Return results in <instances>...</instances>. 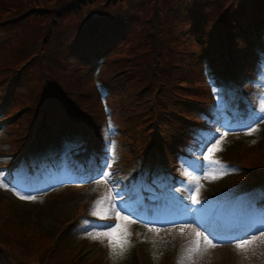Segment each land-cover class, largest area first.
I'll return each instance as SVG.
<instances>
[{"label": "trees", "instance_id": "1", "mask_svg": "<svg viewBox=\"0 0 264 264\" xmlns=\"http://www.w3.org/2000/svg\"><path fill=\"white\" fill-rule=\"evenodd\" d=\"M16 1L8 5L0 0V138L4 142L0 199L4 206L48 209L60 190L51 187L66 184L51 179L62 175L64 166L77 176L83 172L71 158L73 151L88 144L87 171H100L108 163V145L116 146L123 139L140 176L134 183L107 185L112 195L138 209L142 208L136 199L139 190L153 199L171 197L168 206L149 210L151 218L160 216L158 209L181 215L186 209L184 196H177L194 182L183 173L184 165L196 163L200 152L205 154L203 160L226 163L235 148L221 145L229 139L222 121L255 120L262 109L264 0H182L174 8V21L185 27L170 36L158 21L168 0ZM141 5L146 8L142 14L152 16L144 31H136ZM185 39H191L197 50H178ZM238 99L247 106L246 118L230 107ZM221 107L224 111L218 114ZM260 126L256 123L254 129ZM257 139L251 138L250 144H257ZM217 141L219 150L209 154L208 148ZM228 163L215 183L195 195L201 215L234 193L250 192L252 198L243 200L245 205L264 203V153L243 163ZM41 173L49 179V188H34L25 195L17 190H26L18 182L36 185ZM91 204L75 208L71 220L67 215L52 223L50 211L46 214L42 208L46 226L31 215L16 222L28 230L10 233L0 228V264H41L33 260L36 251L45 263L73 264L29 230L50 234L56 245L60 239L87 244L85 235L98 230L87 219ZM194 207L193 203V211ZM238 215L233 211L230 216ZM83 227L87 230L74 235L73 228ZM68 230L74 238L67 237ZM126 232L123 245L117 252L111 249L105 260L110 254L118 264H154L155 260L168 264L173 258L169 249L160 254L151 250L155 242L147 231L138 236ZM90 247L104 251L105 242L98 239Z\"/></svg>", "mask_w": 264, "mask_h": 264}, {"label": "rangeland", "instance_id": "2", "mask_svg": "<svg viewBox=\"0 0 264 264\" xmlns=\"http://www.w3.org/2000/svg\"><path fill=\"white\" fill-rule=\"evenodd\" d=\"M5 1L8 5L12 2H17L16 0ZM138 1L139 0H137V2ZM181 1L182 0H168L169 5L163 8L164 13L159 16L158 21L163 23L164 32L169 36L172 35L173 32L181 33L185 27L183 22L181 23V26H176V21H174V8H178L182 3ZM145 9L144 6H140V14H137L136 19V31H144V23L146 24L147 18L152 16V14H142ZM30 23L33 25L34 20H30ZM24 34L27 36L26 32H24ZM183 49L186 52L192 53L197 50V45L194 42L192 43L191 39L181 40L178 50L182 52ZM261 84L264 85V72L262 73ZM235 108L236 113L239 116L242 118L247 117V111L245 112V106L243 103L238 101ZM223 111V107L219 108L218 114H221ZM261 117H264V97L262 98V109L255 120L237 121L238 124L236 125L231 122L222 121L227 129L226 134L229 139L224 140L221 145L224 144L228 145V147L233 146L235 148L233 155L229 158L230 160H225V162L232 163V161H239L243 163L244 159H256L261 153H264V119H261ZM256 123L261 124V126L258 130L251 131L256 126ZM17 130H20V127ZM254 136L258 137V142L257 144L252 145L250 144V141ZM123 142V139H121L120 144H117L115 147V157L118 158V161H116V163H111L109 168L110 175L105 177L106 180H103L102 177L96 178L95 176L92 179L91 186L85 189L76 190L74 188H69L68 186H80L84 184V181H80L79 179H76L75 176L69 175V172H66L62 176L60 175L59 177H53L50 181L53 183L66 181L64 179L67 178H69L67 180L70 181H66V184L52 186L51 188L54 189H51V191L60 189L58 192L59 195L48 202V209H46L48 206L42 207L45 210L44 213L47 214L50 211L49 216L53 219L51 222L57 223L58 221L63 220L67 215H69L68 218H70L68 220H71L74 216L73 214L75 213V210L80 206H88L89 202L90 204L92 203L90 206V212L92 214L96 212L101 213L104 218L109 217L107 220L102 221L105 224L106 222H110V224L105 225L107 228H104V231L101 232L93 230L91 233L86 234L85 240L87 244L84 245H81L76 241H72V243L67 241L61 242V239L56 245L54 244V238L50 234L45 235L37 230L30 229V232L36 233L35 236L39 238L40 242L44 243L45 246L53 247L63 260H71L73 264H91L93 261L95 264H118L120 261L111 254L105 260V257L109 254V248L110 250L114 249V252H117L119 248V244H114L112 238L105 235V233L111 232L117 224H121V232L117 234L116 237L118 240L124 241L126 230L129 234L134 236H138L139 234L142 235L143 233H139L141 230L147 231L148 234L146 236L155 242L151 247V250H154L159 254L162 252L164 253L167 249H169L170 252H173V258H170L168 264H173L174 258L176 260L175 264H264V203L259 207H252V205L248 204L245 205V201L243 200H246L247 203L249 202V199L252 198L250 192L245 191L246 193L244 194L234 193L228 195L230 197L229 200L220 203L217 206L215 213L212 216H209L210 214L205 215L204 213L201 215L199 205H196V203L193 202V196L207 188L208 184L215 183V181H213L214 178L227 171L229 166L222 162L223 159L218 161L205 160L202 162L203 160L201 159V156H205V154L200 152V157H198L196 163L194 162L193 165H184L183 169L185 172L183 173L194 181L190 183L189 193L185 195V198L182 201V204H186V210L181 215L160 213V216L164 215V217L160 218L167 219L148 223L142 220L143 216L146 215H138L129 201L117 202L115 197L112 196V189L106 184L111 182L109 181L110 179H115L116 172L119 171V173L121 172V174H125L127 170H130L129 168L132 165L131 161L134 160V154L129 153L128 149L123 145ZM3 144L4 142L0 138V148ZM87 155L88 150L84 146L74 155V158L84 165ZM0 169H2L1 165ZM130 174L131 175H128V179L134 178L135 172L131 171ZM60 177L63 179H60ZM6 179L7 178H5V180ZM8 180L9 179L6 181ZM48 181L49 179H45L44 174L42 173L36 185H34V183L27 184L26 182H18L20 186L26 190H17L22 193V195H25L24 192L34 191V189H32L33 187L46 190L49 188ZM113 183L114 182L110 183V185ZM181 192V194H183V190ZM143 195L144 193H140V199L144 198ZM195 197L197 198V196ZM144 203L146 207L151 206L149 202ZM161 203L163 202L155 200L152 204L153 206H159ZM191 203H194L196 207L195 211H192ZM42 208L34 209L32 207L22 211L19 208H14V206H4L3 199H0V228L2 230L10 231V233L12 230L19 232L28 230L21 224H17V219L21 217H28L30 219V216L34 215L43 220L42 214L44 213L39 212ZM248 208L251 209L247 211ZM233 211L238 212L239 214L244 212L246 220L239 218L241 217L240 215L235 219H232L230 215ZM118 217H128V219L121 220L118 219ZM31 220L34 221V217H32ZM225 220H227L225 223L227 224V227L224 228L223 222ZM43 222L46 226V221L43 220ZM23 224L26 226L25 223ZM94 226L96 227L97 225L95 224ZM130 227H132V229H130ZM73 229L75 230L74 235H81L87 230L85 227ZM68 231L66 233L67 237L70 239L74 238L75 236L73 235L72 230L71 232L70 230ZM198 232L201 233L200 237H197ZM14 237H18L17 234H14ZM98 239H102L104 242L106 240L105 244H107V247L104 251L102 247V250L90 247L91 244L96 243ZM207 240H211L212 245H209ZM244 240H247L248 243L244 244L243 247H237V243ZM109 241L111 242L112 248L108 245ZM9 252L11 253V251ZM40 254L39 251H36L33 260L35 262L40 260L41 264H48L42 259L45 257L40 258ZM162 257L164 256L162 255L160 258ZM122 262H124V259ZM155 262L156 263L154 264H160L156 260Z\"/></svg>", "mask_w": 264, "mask_h": 264}, {"label": "snow or ice", "instance_id": "3", "mask_svg": "<svg viewBox=\"0 0 264 264\" xmlns=\"http://www.w3.org/2000/svg\"><path fill=\"white\" fill-rule=\"evenodd\" d=\"M261 119H264V117H261ZM251 131H255V129H252ZM250 134V133H249ZM219 145H220V141H217L216 144H213L211 147L208 148V153L209 154H212L214 153L215 151H218L219 150ZM206 146V145H205ZM209 157L206 156L205 159H208ZM3 175V172H0V176ZM19 194V193H18ZM21 199H35V197H31V196H28V197H24V196H21ZM193 202L194 203H199V200L193 196ZM118 219H121V220H127L128 217H118ZM121 228H122V225L121 224H117L115 226V228L112 229L111 232L109 233H105V235H108L112 238V242L114 244H119L120 246L123 245L124 241L123 240H118L116 237H117V234H119L121 232ZM201 233H197V237H200ZM206 239V238H205ZM207 243L209 245H212V241L211 240H207ZM248 243L247 240H244V241H240L237 243V247H243L244 244ZM214 246V245H213Z\"/></svg>", "mask_w": 264, "mask_h": 264}]
</instances>
